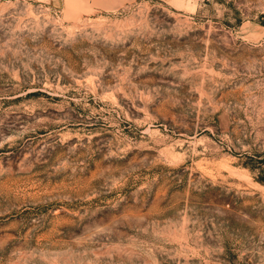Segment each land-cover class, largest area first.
I'll return each mask as SVG.
<instances>
[{
    "label": "rangeland",
    "instance_id": "obj_1",
    "mask_svg": "<svg viewBox=\"0 0 264 264\" xmlns=\"http://www.w3.org/2000/svg\"><path fill=\"white\" fill-rule=\"evenodd\" d=\"M0 264H264V0H0Z\"/></svg>",
    "mask_w": 264,
    "mask_h": 264
}]
</instances>
